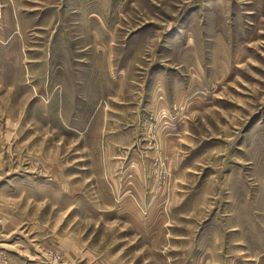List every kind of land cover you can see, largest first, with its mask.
<instances>
[{
	"label": "rangeland",
	"instance_id": "obj_1",
	"mask_svg": "<svg viewBox=\"0 0 264 264\" xmlns=\"http://www.w3.org/2000/svg\"><path fill=\"white\" fill-rule=\"evenodd\" d=\"M0 264H264V0H0Z\"/></svg>",
	"mask_w": 264,
	"mask_h": 264
}]
</instances>
